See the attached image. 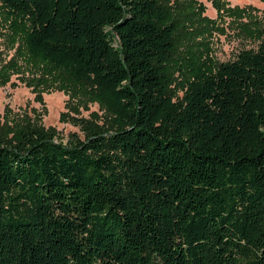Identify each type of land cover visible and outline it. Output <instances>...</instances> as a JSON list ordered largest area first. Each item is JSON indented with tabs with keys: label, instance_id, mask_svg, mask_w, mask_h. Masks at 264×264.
<instances>
[{
	"label": "trees",
	"instance_id": "obj_1",
	"mask_svg": "<svg viewBox=\"0 0 264 264\" xmlns=\"http://www.w3.org/2000/svg\"><path fill=\"white\" fill-rule=\"evenodd\" d=\"M170 13L0 0L23 50L111 115L67 142L29 124L0 134V264H264V27L252 17L257 46L232 59L189 57L178 97Z\"/></svg>",
	"mask_w": 264,
	"mask_h": 264
},
{
	"label": "rangeland",
	"instance_id": "obj_2",
	"mask_svg": "<svg viewBox=\"0 0 264 264\" xmlns=\"http://www.w3.org/2000/svg\"><path fill=\"white\" fill-rule=\"evenodd\" d=\"M221 9L211 0H162L170 7L176 24L175 50L167 65L170 87L180 97L185 76L179 68L189 57L207 55L213 61L232 59L240 49L256 48L258 40L243 32L254 26L264 27V0H222ZM244 9L231 12L228 9ZM235 12V13H234ZM1 20V18H0ZM2 21V20H1ZM0 22V134L16 137L29 124L67 142L83 138L85 126H109L111 115L103 101L82 84L66 75L49 72L32 59ZM58 78V77H57Z\"/></svg>",
	"mask_w": 264,
	"mask_h": 264
}]
</instances>
